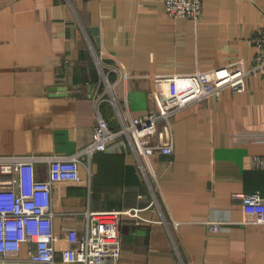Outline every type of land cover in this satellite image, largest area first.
Masks as SVG:
<instances>
[{
    "label": "crops",
    "instance_id": "crops-1",
    "mask_svg": "<svg viewBox=\"0 0 264 264\" xmlns=\"http://www.w3.org/2000/svg\"><path fill=\"white\" fill-rule=\"evenodd\" d=\"M202 5L193 21L169 17L164 0H0V156L66 155L89 144V93L99 79L92 49L127 73L114 93L132 116L159 109L155 74L255 66L250 40L264 29V0ZM101 110L117 127L110 105ZM171 126L173 154L149 158L152 191L129 146L115 142L83 161L80 181L56 185L54 230L85 229L69 212L118 210V264H264V224L244 223L251 209L233 197L264 198V168L255 164L264 156V75L247 76L242 92L224 88L190 104Z\"/></svg>",
    "mask_w": 264,
    "mask_h": 264
},
{
    "label": "built area",
    "instance_id": "built-area-1",
    "mask_svg": "<svg viewBox=\"0 0 264 264\" xmlns=\"http://www.w3.org/2000/svg\"><path fill=\"white\" fill-rule=\"evenodd\" d=\"M164 6L167 15L174 19L197 21L203 11L202 0H164ZM250 41L255 48L256 64L249 69L242 61H236L207 71L155 74L152 83L160 97L159 109L139 116H132L127 102H119L114 93L127 73L114 60L106 62L95 56L90 46L99 79L89 93L96 115L89 144L66 155L0 156V264H118L123 213L90 209L69 212L72 217L83 216L86 226L82 231L67 230L62 236L53 226L54 188L59 183L80 181V166H86L83 161L89 162L96 152H106L109 145L119 142L129 146L140 176L152 191L156 178L149 158L173 154L174 115L194 102L218 95L224 88L242 92L247 76L258 72L264 75V29ZM105 102L114 112L117 127L110 125L103 115L101 106ZM41 164L46 169L39 171ZM255 164L264 168V156ZM233 197L251 209V217L244 223L264 224V198L259 193L237 192ZM209 224L215 230L221 229L220 221ZM63 239L66 247L59 249ZM23 248L26 254L20 258Z\"/></svg>",
    "mask_w": 264,
    "mask_h": 264
},
{
    "label": "water",
    "instance_id": "water-1",
    "mask_svg": "<svg viewBox=\"0 0 264 264\" xmlns=\"http://www.w3.org/2000/svg\"><path fill=\"white\" fill-rule=\"evenodd\" d=\"M52 93H53V91L55 92V91H58V92H62V94H64V93H66V91H67V88L66 87H63V86H59V87H55V86H53V88H51V90H50Z\"/></svg>",
    "mask_w": 264,
    "mask_h": 264
},
{
    "label": "rangeland",
    "instance_id": "rangeland-1",
    "mask_svg": "<svg viewBox=\"0 0 264 264\" xmlns=\"http://www.w3.org/2000/svg\"><path fill=\"white\" fill-rule=\"evenodd\" d=\"M94 51H95V53H94V54H95V56H96V55H98L95 49H94Z\"/></svg>",
    "mask_w": 264,
    "mask_h": 264
}]
</instances>
